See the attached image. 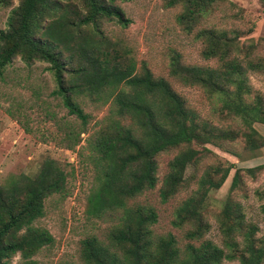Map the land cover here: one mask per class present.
<instances>
[{
  "label": "trees",
  "instance_id": "1",
  "mask_svg": "<svg viewBox=\"0 0 264 264\" xmlns=\"http://www.w3.org/2000/svg\"><path fill=\"white\" fill-rule=\"evenodd\" d=\"M8 1L0 0V6H7ZM114 1L18 0L17 7L9 12L5 30L0 31V77L15 58L27 66L34 62L47 64L55 83L53 94L82 126L88 116L74 101L76 97L110 102L109 122L100 126L89 141L100 167L91 205L98 214L121 209L122 216L108 232L106 245L95 237L82 241V263L221 264L223 260H236L238 264H264V246L254 238L255 227L243 222L240 204L229 198L218 220L225 251L209 240L179 250L171 235L152 239L148 229L156 220L152 209L125 206L126 201L154 188V160L158 154L179 146L211 143L212 130L206 127L208 124H200L166 81L153 79L144 67L136 74L132 62H121L114 50L102 49L100 39L94 38L99 35L98 22L126 24ZM220 1L182 0L186 19L194 24ZM83 26H91L89 34L84 33ZM197 33L205 42L203 56L218 60L217 68H194L172 75L182 85L200 88L207 96L215 97L218 106L214 110L228 121L237 120L249 149H258L264 138L252 124L264 125V95H255L249 101L245 80L247 72L261 71L264 65L237 58L223 32L204 29ZM78 136L73 140L69 130L63 141L74 145ZM201 151L207 150L188 148L170 160L158 192L161 202L183 187L185 168L202 158ZM231 169L232 164L206 168L196 181L195 191L175 208L171 226L190 224L195 228L186 237L200 239L203 200L210 190L220 188ZM263 169L264 165H259L242 171L253 177ZM239 171L234 169L229 192L238 185ZM64 185L63 170L50 159L42 161L34 176H19L0 185V264H10L15 255L19 256L17 264H40L33 257L52 244V237L35 222L43 216L44 201L61 194Z\"/></svg>",
  "mask_w": 264,
  "mask_h": 264
},
{
  "label": "rangeland",
  "instance_id": "2",
  "mask_svg": "<svg viewBox=\"0 0 264 264\" xmlns=\"http://www.w3.org/2000/svg\"><path fill=\"white\" fill-rule=\"evenodd\" d=\"M114 4L120 8L126 24L122 26L104 20L97 23L99 35L94 38L100 39L102 49L114 50L121 62H132L136 74L144 67L153 79L166 81L200 124L204 122L212 130H207L211 134V143L179 146L158 154L154 160V188L126 201L125 206L152 209L156 216L155 223L148 227L152 239L171 235L179 250H184L187 245L198 247L209 240L225 251L218 220L225 200L229 198L240 204L243 222L255 227L254 238L264 246V169L253 177L242 171L264 165V144L250 150L241 136L240 123L228 121L214 110L218 106L215 97L207 96L200 88L182 85L172 75L174 72L184 74V70L194 68L201 71L217 68L218 60L203 56L205 42L203 37H197V32L204 29L225 33L237 58L264 65V0H221L212 6L210 14L200 17L194 24L186 19L182 0H115ZM17 5L18 0H9L7 6H0V31L5 30L9 12ZM82 28L84 33H90L91 26ZM47 68L48 65L42 62L27 66L15 58L2 72L0 185L19 176L32 177L44 159L53 160L65 174L64 191L44 201L43 216L35 225L50 234L52 244L42 248L33 259L40 264H83L80 259L82 241L95 237L106 245L108 232L122 216L121 209L98 214L91 205L92 195L98 189L96 178L100 175V167L89 141L100 126L109 122L111 105L108 100L76 97L74 101L88 116L82 126L67 114L60 99L53 94L55 83ZM245 82L250 90L249 101L255 95H264V69L247 72ZM252 128L264 138V125L253 123ZM69 130L73 140L79 135L74 145L63 141L64 133ZM188 148L197 151L206 148L207 151H201L202 158L185 168L183 187L161 202L158 192L168 173V164L176 154ZM228 164H232L233 169L223 184L217 190H210L203 200L201 238L188 239L186 234L195 227L190 224L172 227L175 208L195 191L196 181L206 168ZM234 169L240 170L239 181L229 192ZM235 240H238L237 236ZM18 260L19 256L15 255L10 264H17ZM221 264L238 262L223 260Z\"/></svg>",
  "mask_w": 264,
  "mask_h": 264
}]
</instances>
